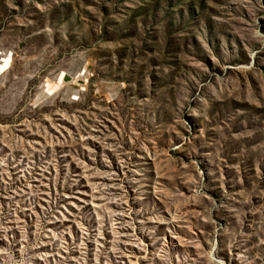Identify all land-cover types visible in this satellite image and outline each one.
<instances>
[{"label":"rangeland","instance_id":"rangeland-1","mask_svg":"<svg viewBox=\"0 0 264 264\" xmlns=\"http://www.w3.org/2000/svg\"><path fill=\"white\" fill-rule=\"evenodd\" d=\"M0 264H264V0H0Z\"/></svg>","mask_w":264,"mask_h":264}]
</instances>
